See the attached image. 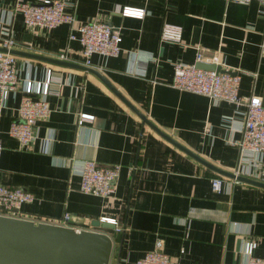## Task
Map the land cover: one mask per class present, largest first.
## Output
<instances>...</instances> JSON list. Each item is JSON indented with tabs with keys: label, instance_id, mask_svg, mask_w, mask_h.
<instances>
[{
	"label": "crops",
	"instance_id": "obj_1",
	"mask_svg": "<svg viewBox=\"0 0 264 264\" xmlns=\"http://www.w3.org/2000/svg\"><path fill=\"white\" fill-rule=\"evenodd\" d=\"M16 1L0 0V50L5 38H14L19 77L0 110V183L35 196L22 208L25 217L59 219L70 213L74 221L85 219L79 224L90 230L98 228L88 223L115 219V229L99 228L114 241L110 264H136L158 239L178 264H243L242 248L249 240L256 242L253 256L263 257L264 188L216 172L162 134L213 167L234 170L241 132L231 125L240 123L237 111L243 107L172 87L173 65L196 63L200 51L201 62L240 71L239 94L256 95L264 106L261 4L66 0L78 23L99 18L121 32V54L96 53L88 65L79 41L70 39L68 24L28 29L14 10ZM125 6L144 8L146 14L124 16ZM165 23L183 27L180 44L161 41ZM84 67L97 70L110 85ZM49 72L51 116L38 121L30 149H21L9 134L11 123L18 117L26 82L44 83ZM80 113L95 118L79 126ZM86 159L121 166L111 197L81 191L76 169ZM213 176L226 178L218 193L210 187Z\"/></svg>",
	"mask_w": 264,
	"mask_h": 264
},
{
	"label": "built area",
	"instance_id": "obj_2",
	"mask_svg": "<svg viewBox=\"0 0 264 264\" xmlns=\"http://www.w3.org/2000/svg\"><path fill=\"white\" fill-rule=\"evenodd\" d=\"M241 4H248L252 0H227ZM258 1L264 9V0ZM66 0H41L39 2H27L17 0L14 10L18 12L28 29L44 27L53 29L63 24L71 28L70 39L77 40L83 48V53L90 65L93 54L116 57L122 51V35L119 29L109 23L95 18L89 22L78 23L75 12L67 10ZM122 15L128 17L143 18L146 14L144 8L125 6L121 9ZM183 39V27L180 25L165 23L161 31V41L180 44ZM15 44L11 36L3 41V49L0 50V110L3 109L9 95L15 91L19 84L16 67V56L10 52ZM65 55H62L64 58ZM202 53L196 54V63L201 62ZM196 63L189 64L175 62L173 65V78L171 86L182 91L204 95L214 102L226 101L243 110L237 111L241 116L239 124H232L234 119L230 117L229 124L241 132V139L236 142L238 147V162L232 173L235 176H244L250 179L264 182V106L261 98L256 95H240L239 85L241 72L234 70L217 71L202 69ZM155 82V80L153 81ZM51 72L46 82L35 83L27 81L24 96L21 99L18 117L11 123L9 134L16 138L21 149L29 150L37 137V123L39 120L48 119L52 108L47 99L50 94ZM95 116L88 113H80L78 125L93 122ZM4 146L0 131V158ZM81 177V191L100 197H111L115 192L116 183L121 171L120 165L102 166L95 160H83L78 164ZM231 179V178H230ZM226 180L223 176H213L210 179V187L214 192H220ZM234 181H238L233 178ZM35 196L20 187H10L0 183V215L32 220L35 223H50L69 226L77 231L90 230L83 224L73 220L70 213H65L59 219L48 217H25L22 212L24 204L31 203ZM101 221L117 223L115 219L103 218ZM88 222H86L87 224ZM91 227L93 225L89 224ZM94 230V229H93ZM162 239H158L154 249L148 251L136 264H178V261L166 253L163 249ZM256 242L245 241L242 253L245 257L243 264H264V256H253Z\"/></svg>",
	"mask_w": 264,
	"mask_h": 264
},
{
	"label": "water",
	"instance_id": "obj_3",
	"mask_svg": "<svg viewBox=\"0 0 264 264\" xmlns=\"http://www.w3.org/2000/svg\"><path fill=\"white\" fill-rule=\"evenodd\" d=\"M3 50L6 51V49H1V51ZM10 52L14 53L13 50ZM63 64L69 65L70 63L63 62ZM196 66L202 69L221 71L213 63L201 62ZM84 68L109 84L97 70L89 67ZM125 101L141 116L144 122H150L144 114L140 113L127 100ZM162 134L177 147L216 172L228 178H235L240 182L264 188L262 181L235 176L232 172L213 167L167 134ZM75 222L84 223L85 219H78ZM93 227L98 229L77 231L69 226L35 223L28 219L0 215V264H110L114 241L109 233L101 231L99 228L115 229V224L96 220Z\"/></svg>",
	"mask_w": 264,
	"mask_h": 264
}]
</instances>
